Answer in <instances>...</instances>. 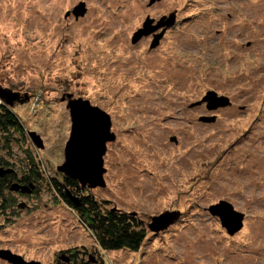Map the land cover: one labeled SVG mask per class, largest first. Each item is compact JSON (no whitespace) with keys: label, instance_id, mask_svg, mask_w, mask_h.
<instances>
[{"label":"rangeland","instance_id":"374dc122","mask_svg":"<svg viewBox=\"0 0 264 264\" xmlns=\"http://www.w3.org/2000/svg\"><path fill=\"white\" fill-rule=\"evenodd\" d=\"M153 1L0 0V93L17 95L26 130L12 160L27 151L47 171L0 218V252L40 264L76 253L82 264H264V0ZM147 21L165 25L134 44ZM211 92L231 105L208 111ZM70 100L111 118L106 187L93 192L146 228L137 253L102 250L48 187L65 163ZM221 202L245 216L234 236L210 213Z\"/></svg>","mask_w":264,"mask_h":264},{"label":"trees","instance_id":"16d2710c","mask_svg":"<svg viewBox=\"0 0 264 264\" xmlns=\"http://www.w3.org/2000/svg\"><path fill=\"white\" fill-rule=\"evenodd\" d=\"M25 131L20 116L11 105L0 104V218L6 219L7 213L17 206L16 197H34L47 177L39 158L26 150L27 157L20 163L12 160L14 138L17 136L23 140ZM47 184L56 198L77 214L80 229L89 233L102 250L137 253L147 239L146 228L136 216L110 209L107 201L95 197L94 190L83 188L76 179L60 173L58 168L56 176L51 177ZM77 254H70L62 260L66 264H82L81 253Z\"/></svg>","mask_w":264,"mask_h":264},{"label":"water","instance_id":"95a60500","mask_svg":"<svg viewBox=\"0 0 264 264\" xmlns=\"http://www.w3.org/2000/svg\"><path fill=\"white\" fill-rule=\"evenodd\" d=\"M159 0H154L155 3ZM86 13L85 5L82 4L76 11V17ZM175 21L172 19L167 22V28ZM153 22L147 21L145 31H141L134 37V44L138 43L142 36H148L157 31L164 25L160 23L157 27H151ZM164 32L160 36L155 37L152 48H156L160 39L163 38ZM17 95L7 91L0 93V99L7 105H12ZM71 99V97H69ZM65 100V99H64ZM207 104L209 111H216L219 108H226L231 105L230 101L224 97L218 98L217 93L211 92L203 100ZM68 110L72 120L71 138L65 149V163L58 168V171L65 176H72L83 188L95 190L105 188L106 182L104 175V156L107 152V144L116 140V136L111 132L112 122L109 115L105 112L91 107L89 102L72 101L68 102ZM215 118H203L201 121L213 123ZM38 147L40 143L35 135H31ZM16 190V189H14ZM210 213L220 219L221 225L226 229L230 236H234L243 229L245 216L237 213L234 208L226 203L221 202L217 206L210 209ZM169 214L154 218L153 225L150 227L152 231L159 232L165 222L172 219ZM174 219L171 220V222ZM0 257L7 260L11 264H40L36 262H25L20 256H15L6 252H0Z\"/></svg>","mask_w":264,"mask_h":264},{"label":"flooded vegetation","instance_id":"af4514ba","mask_svg":"<svg viewBox=\"0 0 264 264\" xmlns=\"http://www.w3.org/2000/svg\"><path fill=\"white\" fill-rule=\"evenodd\" d=\"M32 194V193H31ZM31 194H29V195H31ZM28 195V194H27ZM130 214V213H129ZM132 215H134L135 216V214H132ZM82 255V254H81ZM73 258H75V257H73L72 256V260H75V259H73ZM82 258V257H81ZM71 261V260H70ZM96 262V261H95Z\"/></svg>","mask_w":264,"mask_h":264}]
</instances>
